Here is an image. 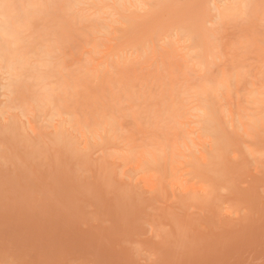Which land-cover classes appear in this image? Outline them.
<instances>
[{
  "label": "rangeland",
  "instance_id": "1",
  "mask_svg": "<svg viewBox=\"0 0 264 264\" xmlns=\"http://www.w3.org/2000/svg\"><path fill=\"white\" fill-rule=\"evenodd\" d=\"M158 2L178 6L180 18L173 22L160 15L114 30L101 21H78L68 32L63 40L68 78L83 79L85 71L95 77L84 83L70 109L60 110L65 117L60 131L28 118L25 105L31 97L22 91L0 103V261L264 264V0ZM242 3L243 15L221 18ZM67 26L64 17L45 13L34 21L32 38L0 34V52L30 55L39 46L38 34L45 29L62 32ZM233 66L246 67L249 76L229 98L221 97L219 122L213 125L217 129L211 127L210 139H205L207 133L194 124L202 113L193 110L182 121L193 126L187 127L193 145L190 150L185 144L175 147L170 158L171 145L136 124L138 107L132 101L120 102L117 94L108 100L105 94L109 80L125 88L135 85L133 91L148 104L166 83L196 96L197 87L221 80ZM123 68L126 75L120 76ZM119 76L123 85L114 78ZM251 97L262 103L253 104ZM109 111L116 120L107 134L114 136L113 148L92 132L96 119ZM225 117L234 121L224 123ZM249 117L260 119L256 129ZM18 134L23 141H15ZM215 138L231 143H226L223 164L228 180L218 189L215 185L212 204L202 203L203 186L210 184L203 173L218 167L211 164L213 156L204 157L215 147ZM72 142L78 151L71 152ZM143 146L161 156L157 164L145 163Z\"/></svg>",
  "mask_w": 264,
  "mask_h": 264
},
{
  "label": "clouds",
  "instance_id": "2",
  "mask_svg": "<svg viewBox=\"0 0 264 264\" xmlns=\"http://www.w3.org/2000/svg\"><path fill=\"white\" fill-rule=\"evenodd\" d=\"M45 13L64 17L68 26L62 32L45 29L38 34L39 46L30 55L0 52V103L7 104L13 92L22 91L31 97L25 105L28 118H38L42 128L56 131L64 126L60 110L70 109L82 87L79 80L68 78L63 48L78 21H101L114 30L127 27L126 22L160 15L175 22L181 16L178 6L158 0H0V34L32 38L34 21Z\"/></svg>",
  "mask_w": 264,
  "mask_h": 264
},
{
  "label": "bare ground",
  "instance_id": "3",
  "mask_svg": "<svg viewBox=\"0 0 264 264\" xmlns=\"http://www.w3.org/2000/svg\"><path fill=\"white\" fill-rule=\"evenodd\" d=\"M238 7L240 9H238ZM238 7H232L230 9L225 10L222 13V15H221L222 17L221 18H223V19L224 18L237 19L238 17H240L241 15H243L246 12L245 5L243 3L240 6H238ZM11 37H13V36H11ZM131 37H132V35H131ZM21 39H22V37H21ZM6 41H7V39H6ZM9 42H10V40H9ZM22 44H24V42ZM16 46H18V45H16ZM19 47H20V45L17 47L18 50L20 49ZM11 50H12V48H11ZM18 50H17V52H20ZM128 61H129V59H128ZM245 68H244V66L243 67H239V66L238 67H234L233 66L232 70L229 73L224 74V76L221 78V80H218L217 82H212V81H207L206 80V83H203L202 86L197 87L196 96H195V94H193V91H191L190 89L180 88V87L177 86L178 84H176V83H166L164 88L162 89V91L159 92L160 94L158 93L159 95H156V96L151 95L154 98V100H152V104H148L143 99L144 96L143 97L142 96H138L133 91V89L135 88V85H128V88H127V86L125 88V86L124 87L117 86L116 82L114 84V81L112 83V81H109V80L106 81V85H107L106 89L107 90H105V94L107 95L106 98L108 100H112L113 101L114 100V95L117 94L120 102H124V101L130 102V101H132L133 104L136 105V107H138L137 108L138 111H134V113H133V116H135L136 124L143 131H145V132H149L150 131V132H152V134L154 136H158V139L160 138L161 141L164 140L163 141L164 143H167L168 145H171V147H169V152L167 154V156H169V157H166V158H170V156L172 157L174 152L176 154L175 147L180 146L181 144H185L187 150H190L191 146L193 145V140L191 139V135H192L191 130L187 129V127L192 128L193 126H191V124H186V123L184 124L182 122V121L187 119L188 115H192V111L193 110H198L199 113L200 112L202 113V115L201 114L198 115L199 116V121L198 122H194V124L197 125V123H198L200 125V127L202 128V130H203L202 132L203 133H207V136L204 137L205 139H208L210 137V133H212L211 127H213V130H214V128L217 129L213 125L216 122H219L218 116L221 114L220 113V108L218 107V105H219L218 103L221 102V97L225 96V98H229V96L231 95L232 90L236 86L244 84L245 81H247V76H249V75H246V73H248L249 71H247L245 73V70H246ZM123 69L124 70L122 72H120L121 73L120 76H123L122 74H125L124 73L125 68H123ZM187 70L188 69L186 67V69L183 70V73H185ZM93 74L95 75V72L93 73L91 71H85V75H84L83 79H80L81 81L79 80V82L82 85V87L84 86V83L86 84L87 82H90V81L93 80V78L95 77ZM177 75H179V74H177ZM120 76H119V78H120ZM114 78H116L117 80H120L119 82H121V84L123 85V80H124L123 78L124 77H122L120 79H118L117 77H114ZM116 79H115V81H116ZM231 79H237L236 83H234V84L231 83ZM132 80H133V78H131L128 81L132 82ZM176 80H178V78ZM152 86H153V84H152ZM162 86L163 85H160V88ZM108 87H109V89H108ZM116 89L120 90L121 92L120 93H115ZM79 93L81 94L82 92L80 91ZM199 96L202 97V98H200ZM260 97H251V102L253 104H257V106H258V104L262 103V99ZM138 99H142V101L141 102H137ZM191 104L195 105V107L190 108ZM261 106L263 107V105H261ZM113 110H114V113H115L116 112V108H114ZM78 116H80V115H78ZM114 117L115 116L113 115L112 111H109V115H106L105 117L104 116H100L99 118L96 119V121H95L96 127L92 131L94 133L96 139L100 138V141L104 140L105 143H103L104 141H102V143L105 144V146L110 147V148H113L116 145L115 144L113 146L112 144H114V143H112V144L110 143V142L114 141V138H113L114 136L110 137V138L107 137V134L110 133L108 128L114 129V127H115L116 120L114 119ZM231 117L233 118L234 115H232ZM261 117L262 116H260V118ZM225 118L226 119H225L224 123H230L231 124L232 121H234V120H228L227 117H225ZM249 119H250V117H249ZM253 119H254V117H253ZM253 119H250L251 126H252V129H256V126L258 125L260 119H258V118H256L255 120H253ZM241 120H242V117L238 116V120L237 121L242 122ZM105 126H107V127H105ZM82 129H83V127H82ZM234 129L236 130L235 134H238L239 133L238 125ZM17 130H19V129H17ZM17 130H14V131H17ZM1 131H2V129H1ZM19 132H21V131H19ZM1 134H2V132H1ZM58 134H59V132H58ZM160 135H162V137ZM18 136H16V137L19 138V139L16 138V140H15V138H14V140L16 142H17V140L18 141L19 140L23 141L22 138H20L22 136H20L19 134H18ZM59 136H60V134H59ZM24 137L26 138V136H24ZM202 138L200 137V139H202ZM211 138H213V137H211ZM224 138H222L221 141H219L218 138L217 139L215 138L216 139L215 147H214L215 149L214 148L212 149V151L209 153L210 155L208 154L207 156H204L206 160H209V157L213 156L214 160H213V163H211V164H215V165L217 164L216 166H218V167H216V168L219 169V172H217L218 170L215 168L217 170L216 171L217 174H215V173L213 174L215 169L210 171V172L207 171V172L203 173V177L206 178V180L209 181L210 184L208 182H206V180L203 178V180H205L204 183L206 182L207 184L205 183L206 184L205 187L203 186V189H204L203 192L204 193L202 194V197L200 199L202 203H211L212 204L213 203L212 202L213 199L211 198V196H212L213 192L215 191L213 188L216 189V187H217V189H218L219 186L221 187V185H223L222 183H227L225 180H228V178H226L227 176H224V173L225 174H227V173L225 172L226 170L224 171V169H223V164H225L224 162H225V157H226V152H227L226 143L227 144H231V143H228L227 140H225ZM260 138L258 137V139H260ZM14 140H13V142H15ZM21 141H19V142H21ZM100 143L98 142L97 144L99 145ZM74 144H75V142L73 143V147H72V145H69V146H71V152H72L73 148H74L73 151H75V149L77 150V147L75 148ZM97 144H96V146H98ZM109 145H111V146H109ZM258 145H257V148H258ZM69 146H66V148L69 147ZM99 146H101V144ZM117 146H119V145H117ZM1 147H2V145H1ZM33 149H34V147H33ZM140 149H141V154L146 156V159H147L148 162H145V163H147V164H149L152 161H155L156 164H157V160H160L159 158H161V156H159V155H157V154H155L153 152L148 151L146 149V147H144V146L141 147ZM259 149H261L260 146H259ZM67 150H69V149H67ZM257 150L255 152H257ZM74 153H72V154H74ZM182 154H180V155H182ZM142 155H141V157L145 159V157L142 156ZM180 155H177V158L181 157ZM74 156H75V154H74ZM155 158H157V159H155ZM162 160H164V159H162ZM170 162H173V161L171 160ZM174 162H177V161L174 159ZM172 164H174V163H172ZM177 164H178V162H177ZM154 166H155V164H154ZM173 170H175L174 167H173ZM219 183H221V185H218ZM177 184H179L178 181H177ZM215 185H218V186L215 187ZM228 186H229V184H228ZM238 198H240V197H238ZM249 200H251V199H249ZM236 204L239 205L240 202L238 204L237 201H236ZM247 207H248V205H247ZM246 211H248V208H246Z\"/></svg>",
  "mask_w": 264,
  "mask_h": 264
}]
</instances>
